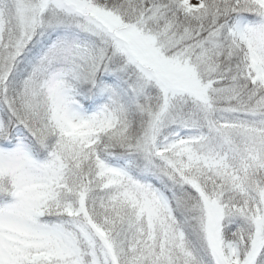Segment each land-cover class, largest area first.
Returning <instances> with one entry per match:
<instances>
[{"label": "snow or ice", "instance_id": "obj_1", "mask_svg": "<svg viewBox=\"0 0 264 264\" xmlns=\"http://www.w3.org/2000/svg\"><path fill=\"white\" fill-rule=\"evenodd\" d=\"M0 264H264V0H0Z\"/></svg>", "mask_w": 264, "mask_h": 264}]
</instances>
